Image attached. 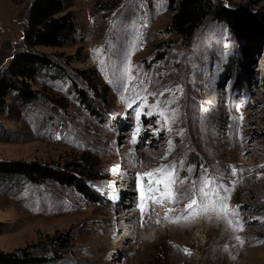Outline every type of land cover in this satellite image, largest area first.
Wrapping results in <instances>:
<instances>
[{"label": "rangeland", "instance_id": "obj_1", "mask_svg": "<svg viewBox=\"0 0 264 264\" xmlns=\"http://www.w3.org/2000/svg\"><path fill=\"white\" fill-rule=\"evenodd\" d=\"M179 1L66 0L76 35L61 48H35L60 73L53 67L41 71L29 83L36 95L29 104L9 93L0 114V160L84 177L98 173L97 179L124 164L141 192L148 183L138 180L136 171V144H141L153 158L144 163L146 171L175 165L177 179L185 181L178 192L205 177L230 189L221 195L237 210L233 224L212 211L218 220L210 235L204 230L202 241L196 238L201 227L186 225L201 215L181 219L178 223H187L172 228V238L157 240L162 226L141 222L133 239L117 241L128 224L107 226L111 196L95 191L98 184H87L98 195L89 201L71 187L32 186L18 178L0 184V251L27 247L49 256L60 249L53 264H264V0H209L244 14L253 29L237 37L210 11L190 41L169 30ZM31 2L0 0V76L24 49ZM161 110L167 124L155 114ZM161 136L159 144L168 153L154 160L149 143ZM127 194L124 214L140 212L127 205L133 200L139 207L137 190ZM190 198L173 208L169 203L173 217L184 214ZM148 214L154 216V210Z\"/></svg>", "mask_w": 264, "mask_h": 264}, {"label": "trees", "instance_id": "obj_2", "mask_svg": "<svg viewBox=\"0 0 264 264\" xmlns=\"http://www.w3.org/2000/svg\"><path fill=\"white\" fill-rule=\"evenodd\" d=\"M67 9L66 0H32L23 35L24 49L14 55L0 76V114L7 107L6 98L9 93H14L22 104L33 102L36 95L29 83L41 71L51 70V67L56 69L52 61L47 56L37 53L35 48H61L76 35L74 14ZM210 11L237 37L245 38L253 29L254 23L250 18L221 4L212 5L209 0H180L169 30L185 41H190ZM56 71L60 73V70ZM78 93L81 94L80 90ZM83 102L88 112L96 115L85 99ZM97 175L98 173L92 177H84L76 172L61 171L51 166L0 160V184H7L18 178L32 186L54 182L73 188L89 201H94L98 197L87 185L97 179ZM58 243L65 248L63 240H58ZM59 250H50L49 256L33 252L27 247L9 252L0 251V264H53L60 259Z\"/></svg>", "mask_w": 264, "mask_h": 264}, {"label": "snow or ice", "instance_id": "obj_3", "mask_svg": "<svg viewBox=\"0 0 264 264\" xmlns=\"http://www.w3.org/2000/svg\"><path fill=\"white\" fill-rule=\"evenodd\" d=\"M132 46L135 47V41H133ZM131 79L132 77L129 76V80ZM160 95H163V93H160ZM152 107L154 110L159 109L160 104L157 103ZM152 114L153 112L149 113V115ZM155 114L163 119V124L168 123V118L164 111L161 110ZM139 116L140 113L137 112V119ZM139 131L140 129L136 130L137 134ZM169 145L171 146V141H169ZM170 150L171 147L169 148V151ZM170 168L173 169V171H169ZM174 169L175 165H161L159 168L152 169L142 175L138 174V180H143L144 178L148 179L147 188L141 191V204L139 207L142 215L145 210L144 201L146 196L151 199L153 204L161 203L165 199L170 203H179L181 200L191 197L189 203L183 210L184 214L177 217H170L166 214L165 219L170 223H178L181 219H187L189 215H203L204 213L213 211L218 216L223 217L229 225L233 224V220L230 217L237 215V210L230 209L226 203L228 197L221 195V191L227 192L229 189L224 188L223 185H217L214 179L205 177L202 180L193 181L191 187L184 192H178L174 186L182 185L185 181L183 179H177ZM235 173L236 170L233 169V174L235 175ZM161 188H163V191H161ZM238 207L239 206H237V208ZM196 209H199V211L197 212ZM168 211L172 212L175 210L169 209ZM236 224L239 225V221H236ZM239 228L242 230V225H239ZM236 239L239 240L240 238L236 237Z\"/></svg>", "mask_w": 264, "mask_h": 264}, {"label": "bare ground", "instance_id": "obj_4", "mask_svg": "<svg viewBox=\"0 0 264 264\" xmlns=\"http://www.w3.org/2000/svg\"><path fill=\"white\" fill-rule=\"evenodd\" d=\"M252 67H253V65H250L248 67V69H251ZM258 101L255 104H257ZM253 106H255V105H253ZM158 127H159V125H158ZM171 129L173 130L174 128H171ZM171 129L169 128L170 131H171ZM162 133L164 134V130H163V132H161V134ZM143 134H145V132H143ZM172 135H173V132H172ZM140 136H142V134ZM161 138H162V136L154 138L149 143L148 150L150 149L152 154L154 153L153 154V155H155L154 156V158H155L154 160H160L164 155H166L168 153V150H166V148H162V146H160V144H159V142H160L159 140ZM136 143H138V142H136ZM136 145H137V151L135 152V156L137 158L136 163L139 164V171L138 170H136V171L140 172V174L142 175V174H144L146 172H149L151 170V169L149 170V168H148L149 171L148 170L146 171L145 170L146 167H144V163L152 162L151 160H153V158H151L147 154V152L143 149L141 144H139V145L136 144ZM126 149H128V147H126ZM156 162H159V161H156ZM123 165L120 164L117 167V170L119 171V173H123V174L122 175H116V176L113 177V180H114V182L116 184V188L120 187L121 185H125V184L130 185V186H134L135 190H137L138 196H141V192L137 188V186H139L138 183L136 181L132 180V177H131V175H132L131 172L132 171L130 169H128V171L123 170V168H124V167H122ZM140 165H142V166L140 167ZM182 174H184V172H182ZM146 185L148 186V183ZM175 189L176 190L178 189V185H176ZM124 190L125 189H122L121 195H120L119 199L116 200V201H113V198H111L112 196L109 197V202L112 205V211H109L110 215L104 221V222H106L107 226H109V227H113L115 225H118L120 227L121 226L126 227L125 223L128 224L127 228H125L123 231L119 232V234H118L119 237H117V241H122V240L126 241V240H128L130 238L133 239V235L132 234H133V232L135 230V227H136V225L137 226L140 225L141 222L143 223V227H146L148 222L152 223L153 225L162 226L164 234L163 235H159L157 232H155V234L159 235L157 240H159L161 238H165V237L172 238V236H169L172 233V231H171L172 228H173L174 231H177L183 224L187 223V222L184 223V221H182L181 223H177V224H174L173 226L172 225L170 226V222H168L165 219V216H164V213L167 212L166 213L167 215H169L170 217H173V212H169L168 211L169 209H171V207L169 208L168 205H169L170 202L167 199H165L161 203H157V204H153L152 202L151 203L147 202V204H144V209L145 210L143 212V215L141 214V210H140V212H136V213L134 212V213L130 214L129 216L124 214L125 210H127V209H126V207H124V204H123L122 201L124 200L125 197L130 199L129 195L127 194V191H124ZM161 191H163V188H161ZM117 192H120V191H117ZM147 199H145V201H147ZM129 202H130L129 203L130 206H134V207H137L138 209H140L138 207V201L135 202L133 200H129ZM171 204H172L171 206L173 208V206H175L177 203H171ZM154 206H156V209H154V214L155 215L154 216L153 215L150 216L148 214V211L150 209H152ZM115 212L119 213L121 216L116 218ZM215 216H216L215 213H212V211H209L208 214H203L200 217L195 218V220H193L192 222H190V220H189V223L186 224V225H189L191 223V224L195 225L196 227H201V229L200 230L198 229V231L196 232V236H197L196 238H198L199 240L202 241L204 238H206L205 234H204V230H206V235H210L211 231L213 230L214 222H215V220H218V219L215 218ZM216 224L218 226V223H216ZM219 224H220V222H219ZM213 257H215V256H213ZM114 259H116L115 256H113L110 259V261H114ZM208 259H209V257H208Z\"/></svg>", "mask_w": 264, "mask_h": 264}, {"label": "clouds", "instance_id": "obj_5", "mask_svg": "<svg viewBox=\"0 0 264 264\" xmlns=\"http://www.w3.org/2000/svg\"><path fill=\"white\" fill-rule=\"evenodd\" d=\"M97 180V179H96Z\"/></svg>", "mask_w": 264, "mask_h": 264}]
</instances>
